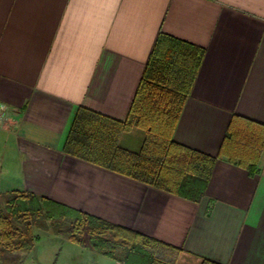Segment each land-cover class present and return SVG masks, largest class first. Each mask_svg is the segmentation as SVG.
Masks as SVG:
<instances>
[{
	"label": "crops",
	"instance_id": "1",
	"mask_svg": "<svg viewBox=\"0 0 264 264\" xmlns=\"http://www.w3.org/2000/svg\"><path fill=\"white\" fill-rule=\"evenodd\" d=\"M159 33L204 48L173 133L217 157L199 201L63 149L79 106L127 117ZM0 102V193L131 228L183 264H264V0H0Z\"/></svg>",
	"mask_w": 264,
	"mask_h": 264
},
{
	"label": "trees",
	"instance_id": "2",
	"mask_svg": "<svg viewBox=\"0 0 264 264\" xmlns=\"http://www.w3.org/2000/svg\"><path fill=\"white\" fill-rule=\"evenodd\" d=\"M204 48L159 33L146 63L129 113L119 120L79 106L67 134L65 152L156 188L199 201L216 156L178 143L174 129L191 93ZM230 124L224 146L233 137ZM144 130L138 150L120 144L122 133ZM253 170V164L249 165ZM36 230L77 241L124 264H176L164 253L180 250L163 241L32 191L0 193V264H22L35 245ZM202 264H222L204 258Z\"/></svg>",
	"mask_w": 264,
	"mask_h": 264
},
{
	"label": "rangeland",
	"instance_id": "3",
	"mask_svg": "<svg viewBox=\"0 0 264 264\" xmlns=\"http://www.w3.org/2000/svg\"><path fill=\"white\" fill-rule=\"evenodd\" d=\"M144 139V130L132 128L127 131L122 145H136ZM7 163V162H6ZM5 165L2 162V165ZM36 241L34 248L28 252L22 264H124L122 252L117 251L115 257H111L87 247L70 239H64L52 231L36 230ZM163 258L176 264H183L179 253H164ZM203 259L199 262L202 264Z\"/></svg>",
	"mask_w": 264,
	"mask_h": 264
},
{
	"label": "built area",
	"instance_id": "4",
	"mask_svg": "<svg viewBox=\"0 0 264 264\" xmlns=\"http://www.w3.org/2000/svg\"><path fill=\"white\" fill-rule=\"evenodd\" d=\"M6 110H7V105L3 102H0V124L2 122V118Z\"/></svg>",
	"mask_w": 264,
	"mask_h": 264
}]
</instances>
